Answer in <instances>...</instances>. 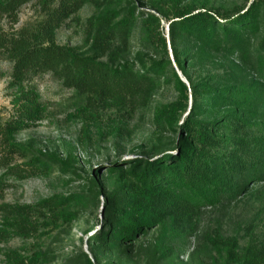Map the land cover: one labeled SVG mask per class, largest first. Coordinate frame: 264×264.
Listing matches in <instances>:
<instances>
[{
	"label": "rangeland",
	"instance_id": "374dc122",
	"mask_svg": "<svg viewBox=\"0 0 264 264\" xmlns=\"http://www.w3.org/2000/svg\"><path fill=\"white\" fill-rule=\"evenodd\" d=\"M77 1L82 5L80 10L65 16L67 20L57 30L59 44L81 55H97L104 62L135 63L138 69V58L151 61L162 56L158 46L146 41L150 19L154 17L161 20L160 31L167 39L173 67L180 72L170 35L178 7L175 0H133L131 4ZM254 1L181 0L180 7L233 14L239 8H249ZM136 5L134 25L126 39L118 36L104 46L92 42L90 23L94 18L117 11L119 22ZM17 15L16 23L0 16V26L9 32L36 29L48 17L37 0L22 5ZM177 48L189 56L186 63L192 81L235 86L241 93L244 109L221 108L205 112L203 118L225 121L237 116L239 122L232 125L242 127V132L250 137L264 136V76L257 73L255 59L187 40H179ZM0 71L4 73L0 78L1 127L17 118L21 104L15 101L11 86L13 62L0 56ZM182 77L187 81L183 74ZM23 89L37 91L44 112L39 120L15 134L16 142L57 156L72 166L79 177L62 173L59 166H53L49 174L29 171V175L18 176L0 164V178L7 177L0 198V264H17L19 258L28 261L35 254L57 256L52 264H81L84 253L94 264H223L222 248L234 238L239 247L251 243L264 246L262 180L248 183L234 200L181 215L171 226L141 232L136 240L125 241L120 248H92L90 238L103 225L106 198L119 179V173L112 169L117 164L126 168L137 157H157L175 150L177 135L160 130L155 121L157 110L177 98L175 85L163 82L156 91L140 93L122 104L80 93L52 73L30 77ZM12 161L15 167L23 166L29 159L15 155ZM27 167L31 168L23 166ZM86 179L91 183L83 181ZM70 195L75 196L62 203ZM77 196L83 200H75ZM69 212L74 218L63 222L60 215Z\"/></svg>",
	"mask_w": 264,
	"mask_h": 264
},
{
	"label": "trees",
	"instance_id": "16d2710c",
	"mask_svg": "<svg viewBox=\"0 0 264 264\" xmlns=\"http://www.w3.org/2000/svg\"><path fill=\"white\" fill-rule=\"evenodd\" d=\"M31 1L35 0H0V16L16 23L19 8ZM37 1L48 14L38 28L9 32L0 26V56L13 62L11 86L15 101L21 104L17 118L0 127V164H5L8 173L49 174L53 166H59L62 173L79 177L66 161L16 142L15 134L39 120L44 112L37 91L23 89L30 77L52 73L80 93L119 104L140 93L154 92L163 82H173L178 93L173 102L163 105L155 114L160 130L177 135L175 150L157 157H137L126 168L117 164L112 169L113 173H119V179L106 198L103 225L90 238L92 248H120L125 241L136 240L141 232L166 228V224L171 226L181 215L234 200L248 183L264 180V136L250 137L242 132V127L232 125L239 122L235 113H232L235 117H227L225 121L203 118L205 112L243 108L239 88L192 81L186 63L189 56L177 48L179 40H187L248 60L254 58L257 73L264 76V13L261 12L264 0H256L249 8H239L233 14L180 7L181 0H175L178 7L170 24L171 47L177 68L187 82L173 67L158 18L150 19L146 41L158 46L162 56L151 61L138 58L136 69L135 63L104 62L97 55H81L56 41L57 30L67 20L65 16L80 10L79 1ZM112 1L131 4L133 0ZM136 10L137 5L119 22H116L117 11L94 18L90 23L92 42L104 46L118 36L126 39L134 25ZM2 77L4 73L0 71ZM15 155L28 158L29 162L23 166L31 168L12 166ZM83 181L91 183L87 179ZM6 186L7 177L0 178V198ZM74 196L66 197L62 203ZM75 200L83 199L77 196ZM60 218L68 222L74 217L69 212ZM222 249L223 264H264V246L251 243L239 247L238 239L234 238ZM82 259L81 264H94L86 253ZM56 260L55 255L35 254L28 261L19 258L16 262L52 264Z\"/></svg>",
	"mask_w": 264,
	"mask_h": 264
},
{
	"label": "water",
	"instance_id": "95a60500",
	"mask_svg": "<svg viewBox=\"0 0 264 264\" xmlns=\"http://www.w3.org/2000/svg\"><path fill=\"white\" fill-rule=\"evenodd\" d=\"M180 72H181V71H180ZM180 72H179L180 77H181L185 82H187V81L182 77V74H180Z\"/></svg>",
	"mask_w": 264,
	"mask_h": 264
}]
</instances>
